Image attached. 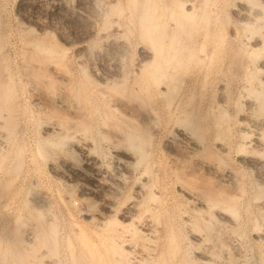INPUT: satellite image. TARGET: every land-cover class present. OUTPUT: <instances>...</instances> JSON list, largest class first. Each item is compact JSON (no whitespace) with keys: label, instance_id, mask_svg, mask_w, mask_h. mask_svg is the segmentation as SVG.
Masks as SVG:
<instances>
[{"label":"rangeland","instance_id":"374dc122","mask_svg":"<svg viewBox=\"0 0 264 264\" xmlns=\"http://www.w3.org/2000/svg\"><path fill=\"white\" fill-rule=\"evenodd\" d=\"M262 2V0H0V30L5 33L3 54L10 71L6 74L14 79L15 95L20 104L17 107L20 109L16 108L17 113L16 110L9 113V109L4 108V105L2 107L0 103V179L3 175L5 178L9 174L8 168L11 167L20 149L25 160L18 181L14 182L9 189L11 192L7 190L8 195L0 201V264L22 262L98 264L93 253L82 248L78 242L72 220L84 224L85 230L89 233V240L95 242L93 245L97 252L92 248L93 245L91 250L93 249L95 256L102 254V262H106L105 264H112L118 257L125 259V264H142L135 262L146 259V256L148 260L146 264H206L197 256L198 253L211 256L213 263L224 264L226 260L222 257L225 256L224 253L229 252L233 255L234 251H239V254L234 252L233 264H264V240L257 237L260 231L264 232V208L261 206L264 203V163L261 165L258 163L264 162L262 141L264 110H259L256 102L257 93L264 92ZM151 9L156 13L152 25L145 17V13L151 12ZM188 11L194 16L188 17ZM243 13L249 15L248 21L241 17ZM192 20L195 22L192 23ZM147 27L155 29L152 33L165 38L166 43L170 42L172 37L174 39L176 37L181 45H187L188 49L177 50V53L182 54L179 55L180 63L176 61L178 63L176 64L173 61L171 66L166 68L163 56L170 50L167 48L164 55L159 51L156 54L157 45L149 39L151 30ZM164 34H167L166 37ZM255 40H259L262 46L257 52H254L251 46ZM143 50H150L158 55L157 57L154 55L155 64L149 65L150 69L147 67L149 70L158 71L160 67L163 72L167 70L169 75H178L174 83H170L169 77L166 82H161L160 87H165L169 82L170 85H167L174 91L170 101L162 98L158 85L150 82L149 70L140 66ZM103 74L111 75L110 79L100 81L99 78ZM117 98H125L126 102L130 103L127 104L128 107L135 105V102H143L141 104L151 112L157 128L150 148L147 149L148 154L143 156V160L138 163H125L127 167H124L130 170L127 174L120 173L122 167L117 166L114 150L127 148L136 158L140 157V153L125 143L124 139L132 128L122 114V117L119 116L120 111L113 109V103L118 101ZM219 104L226 109L225 119L217 118ZM70 105L79 113H83L82 117L77 110L72 111V108L69 110L67 107ZM64 107L68 109V113L66 111L60 113L65 110ZM54 108L59 111H54ZM13 113L15 116L18 115V119L16 118L18 124H15V130L13 128L10 131L4 123ZM72 114L83 118L82 122L87 118L86 121L90 124L86 121L87 125L85 122L82 124L79 116L74 115L73 118ZM186 116L190 119L191 117L197 119L199 116L198 119L205 120L208 127L205 128V140L202 141L204 145H220L225 149L222 152L223 164L218 167L216 160L207 163L216 165L219 173L227 174L226 179L238 188L240 198L235 207L237 216L229 212L233 215V224L231 222L226 224L218 218L217 213L220 212L218 210H228L222 202L211 206L208 211H198L194 208V201H200L204 197L200 192L202 185L198 183L190 185L184 174L188 169L180 168L166 147L171 138L179 140L174 133L177 129L188 128L184 127L185 122L181 127L182 119ZM62 118L67 121L61 123L64 122ZM109 122H112L113 128ZM83 125L86 126L85 129ZM49 126L58 127L63 131L62 134L65 129L63 135L66 136L67 133L66 139L62 140L64 136L60 135L61 138L56 135L60 133L44 134L46 127ZM244 128L250 129L251 131H248L250 134L242 132ZM188 129L190 135L195 133L194 129L193 131ZM7 130L9 133L15 132L6 135ZM257 140L262 141L260 148L259 145L256 146ZM85 142L90 146L89 155L98 162L97 171L88 169L89 164L84 158V153L78 149ZM183 143L184 145L181 142L186 149L188 142ZM245 157L250 159L252 157L251 161L255 164L245 160ZM191 158L192 163L199 161L198 155ZM97 174H103L105 177L100 183L96 182ZM212 176L216 178L214 174ZM215 180L217 181V178ZM104 185H108L109 188ZM81 190H84L86 198L79 200L77 196ZM188 193L196 200L189 199ZM106 201L115 203L113 207L115 217L112 220L116 222L110 221L111 223L103 226L97 221L82 219L84 213H102ZM132 202L136 203L132 204L136 208L133 209L134 212L129 213L128 207ZM38 213L42 215L38 216ZM124 215H128L127 221L121 219ZM18 217H22L21 222L22 220L25 222L20 223L21 225L26 224L24 227L19 224L18 231H21L19 236L15 234ZM41 229L44 231H40ZM195 234H200L198 235L200 243L193 238L192 235ZM113 242L118 245L115 251L109 249ZM18 254L23 256L22 260Z\"/></svg>","mask_w":264,"mask_h":264},{"label":"bare ground","instance_id":"6f19581e","mask_svg":"<svg viewBox=\"0 0 264 264\" xmlns=\"http://www.w3.org/2000/svg\"><path fill=\"white\" fill-rule=\"evenodd\" d=\"M263 2V4H264V0H262ZM184 3V2H183ZM188 3V2H187ZM146 4V3H145ZM247 5H249V4H247ZM145 5H143V7H144ZM210 6V5H209ZM243 6V5H242ZM116 7V6H115ZM150 7V6H149ZM181 7V6H180ZM191 7H192V5H191ZM113 8V7H112ZM241 8V7H240ZM146 9V8H145ZM155 9V8H154ZM168 9V8H167ZM242 10H243V8H241ZM185 10V9H184ZM201 10V9H200ZM241 10V11H242ZM155 11V10H154ZM174 11V10H173ZM244 11V10H243ZM178 12V11H177ZM186 12V11H185ZM197 12V11H196ZM201 12V11H200ZM245 12V11H244ZM260 12V11H259ZM188 14V17H189V15L190 16H194V15H192V12H190V11H188L187 12ZM246 13V12H245ZM256 13V12H255ZM143 14V13H142ZM156 13H154L153 12V10L151 9V12H146L145 13V17H146V19H147V22L150 24V25H152V23L151 22H153L152 20L155 18L154 17V15H155ZM180 14V13H179ZM241 14H242V12H241ZM158 15V14H157ZM186 15V16H187ZM197 15V14H196ZM195 15V16H196ZM161 16V15H160ZM183 16V15H182ZM181 16V17H182ZM249 16V15H248ZM248 16H246V15H244V13H243V16H241L242 18H243V20H245V21H248L249 20V17ZM256 16V15H255ZM154 17V18H153ZM172 17V16H171ZM199 17V16H198ZM203 17V16H202ZM186 18V17H185ZM195 18V17H194ZM157 19V18H156ZM196 19V18H195ZM194 19V20H195ZM206 19V18H205ZM189 20V19H188ZM194 20H192L193 22L192 23H194L195 21ZM144 21V20H143ZM165 21V20H164ZM179 21V20H178ZM189 21H191V20H189ZM201 21V20H200ZM205 21V20H204ZM173 22V21H172ZM172 22H171V24H172ZM180 22V21H179ZM250 22V21H249ZM175 23V22H174ZM178 23V22H177ZM190 23V22H189ZM248 23V22H247ZM148 24V25H149ZM155 24V23H154ZM159 24V23H158ZM164 24V23H163ZM205 24V23H204ZM207 24V23H206ZM146 25V24H145ZM173 25V24H172ZM183 25V24H182ZM181 25V26H182ZM189 25H191V24H189ZM193 25V24H192ZM145 27V26H144ZM143 27V28H144ZM179 27V26H178ZM183 27V26H182ZM148 29H149V27H147ZM190 28V27H189ZM192 28V27H191ZM153 29V28H152ZM165 29V28H164ZM182 29H184V31H188V29H186L185 30V28H182ZM144 30H146V27H145V29ZM149 30H151V28L149 29ZM153 30H155V29H153ZM153 30H151L150 32L151 33H149L150 34V38L149 39H151V41H153V43L155 44V45H157V47L155 46V53L157 54L158 53V51L160 52V54H162V55H164L163 53H165L164 51H166L167 50V48H169L168 50H170V52H167V54H166V56L164 55L163 57V59H165V62H164V60H163V62L165 63V65H166V68L168 69V67H170L171 66V64H172V62L173 61H175V62H173V63H176V64H178V63H180V59L181 58H179V55H182V54H180V53H177V50L178 51H180V50H184V49H186L187 48V45H181V43L180 42H178L177 40H176V37H175V39L172 37L171 39V41L170 42H168V43H166L165 41H164V39L161 37H158V35L156 36V35H154L153 33H152V31ZM166 30V29H165ZM174 30V29H173ZM147 31V33H148V30H146ZM175 31H176V29H175ZM181 31V30H180ZM190 31V30H189ZM156 32H157V30H156ZM192 32V31H191ZM182 33H184V32H182ZM187 33V32H186ZM234 33V32H233ZM146 34V33H145ZM161 34H163V33H161ZM168 34V33H167ZM167 34H164L165 35V37H166V35ZM4 35H5V33L3 34V30L1 31L0 30V54H1V57H0V103L2 104V107H4V108H6L7 107V109H9V113H10V111H15L16 110V108L17 107H19V101H17V98H16V93H15V89H16V87L14 86V84H15V82H13L14 81V79L12 78V76H8L7 74H6V72L8 71L9 73H10V71H9V67H8V65H7V63H6V57H5V55L3 54V46H4ZM170 35V34H169ZM185 35V34H184ZM190 35V34H189ZM262 35V34H261ZM174 36V35H173ZM164 37V36H163ZM178 37V36H177ZM264 37V36H263ZM6 41V40H5ZM182 42V41H181ZM185 42V41H184ZM42 43V42H41ZM193 43V42H192ZM261 43H262V41H261ZM263 43H264V41H263ZM191 45V44H190ZM36 46V45H35ZM194 46H195V44H194ZM204 46V45H203ZM202 46V47H203ZM251 46H252V49H253V51L254 52H257L262 46L259 44V40L258 41H256L255 40V42H253L252 44H251ZM261 46V47H260ZM263 47H264V45H263ZM188 49V48H187ZM192 49V48H191ZM264 49V48H263ZM190 50V49H189ZM26 51V50H25ZM35 51V50H34ZM144 51V50H143ZM251 52V51H250ZM253 52V54L254 55H257V53H254ZM6 53V52H5ZM24 53V52H23ZM48 53V52H47ZM156 54H153L150 50H148V51H144V53H142V59H141V61H140V66L141 67H143V68H149V65H151V64H155V56L154 55H156ZM191 53L189 52V55H190ZM204 54V53H203ZM252 54V55H253ZM61 55V54H60ZM161 55V56H162ZM187 55V54H186ZM192 55V54H191ZM190 55V56H191ZM6 56H7V54H6ZM158 55H156V57H157ZM211 56V55H210ZM53 57V56H52ZM182 57H184V56H182ZM211 58V57H210ZM254 58V57H253ZM22 59V58H21ZM25 59V58H24ZM47 59V58H46ZM53 59H54V57H53ZM183 59V58H182ZM198 59V58H197ZM207 59V58H206ZM205 59V60H206ZM157 60V59H156ZM159 60V59H158ZM187 60H188V58H187ZM186 60V61H187ZM201 60V59H200ZM50 61V60H49ZM83 61V60H82ZM178 63H177V62ZM182 61V60H181ZM23 62V61H22ZM190 62V61H189ZM57 63V62H56ZM159 63H161V62H159ZM158 63V64H159ZM184 63V62H183ZM29 64V63H28ZM31 64V63H30ZM158 64H157V66H158ZM175 64V65H176ZM56 65V64H55ZM207 66V65H206ZM35 67H37V66H35ZM120 67V66H119ZM123 67V66H122ZM187 67V66H186ZM203 67V66H202ZM107 68V67H106ZM146 69V70H149V69ZM162 68V67H161ZM163 68H165V67H163ZM62 69V68H61ZM60 69V70H61ZM157 69V68H156ZM174 69V68H173ZM33 70V69H32ZM59 70V71H60ZM115 70V69H114ZM160 70V67H159V69H158V71L156 70H153V69H151V70H149V72H148V75H149V78H150V82L151 83H153V84H156V85H158V88H160L159 90H160V94L161 95H163L162 96V98H165L166 99V101L168 102V101H170L171 100V98H172V96L174 95L173 93H174V91L171 89L170 90V86H168L167 84H169V82L166 84V86L164 87H160L162 84H161V82L162 81H164V82H166V79L168 78V79H170V83H174V81H175V79L177 78L176 76H178V75H176V76H174V75H169V73L167 72V70H166V72L164 71H159ZM163 70V69H162ZM181 70V69H180ZM15 71V70H14ZM62 71V70H61ZM68 71V70H67ZM100 71V70H99ZM175 71V70H174ZM35 72V71H34ZM106 72V71H105ZM17 73V72H16ZM36 73V72H35ZM62 73V72H61ZM66 73V72H65ZM111 73V72H110ZM187 73V72H186ZM43 74V73H42ZM48 74V73H47ZM7 75V76H6ZM32 75V74H31ZM85 75H86V73H85ZM88 75V74H87ZM109 75V74H108ZM114 75V74H113ZM28 76V75H27ZM51 76V75H50ZM69 76V75H68ZM105 75L103 74L102 75V77L100 76V81H106L107 79H110L109 77L111 76V75H109V76H105ZM125 77V76H124ZM176 77V78H175ZM180 78V77H179ZM39 79V78H38ZM65 79V78H64ZM178 79V78H177ZM173 80V81H172ZM48 81V80H47ZM75 81V80H74ZM73 81V82H74ZM177 81V80H176ZM183 81V80H182ZM41 82V81H40ZM39 82V83H40ZM62 82V81H61ZM90 82V81H89ZM36 83V82H35ZM43 83H44V81H43ZM47 83V82H46ZM77 84V83H76ZM93 84V83H92ZM164 84V83H163ZM262 84V83H261ZM37 85V84H36ZM49 85V84H48ZM113 85V84H112ZM116 85V84H115ZM170 85V84H169ZM173 85H175V84H173ZM44 86V85H43ZM45 86H46V84H45ZM69 86H71V84L69 85ZM68 86V87H69ZM114 86V85H113ZM120 86V85H119ZM168 86V87H167ZM176 86V85H175ZM52 87V86H51ZM94 87V86H93ZM101 87V86H100ZM74 88V87H73ZM79 88V87H78ZM110 88V87H109ZM47 89V88H46ZM66 89V88H65ZM97 89V88H96ZM100 89V88H99ZM118 89V88H117ZM250 89V88H249ZM253 89V88H252ZM174 90H176L175 88H174ZM66 92V91H65ZM68 92V91H67ZM119 92H121L122 93V91L120 90ZM119 92H118V94H119ZM178 92V91H177ZM223 92V91H222ZM256 92V91H255ZM254 92V93H255ZM79 93V92H78ZM103 94H104V92H102ZM50 94V93H49ZM60 94V93H59ZM107 94V93H106ZM123 94H124V92H123ZM138 94V93H137ZM136 94V95H137ZM179 94V93H178ZM52 95V94H51ZM61 95V94H60ZM108 95V94H107ZM114 95V94H113ZM122 95V94H121ZM226 95V94H225ZM80 96V95H79ZM122 96H125V95H122ZM130 96V95H129ZM135 96V95H134ZM256 96V95H255ZM110 97V96H109ZM220 97V96H219ZM106 99L108 98V97H105ZM111 98V97H110ZM128 98V97H127ZM133 98V97H132ZM56 99V98H55ZM76 99V98H75ZM129 100H130V97L128 98ZM135 99V101H136V99H137V97L136 98H134ZM140 99V98H139ZM108 100H110V99H108ZM118 100V101H117ZM117 102L115 103H113V109H116V110H118V112L120 113V115L119 116H121V114H122V116L124 117V120H126L129 124H131L130 126H131V128H132V131L131 132H129L128 133V135H126V138L124 139V140H126L125 141V143L127 142L128 143V145H129V147H131V148H134V149H137L138 151H139V153H140V157H135V155H134V153L132 154V152H130V151H128L127 150V148L126 147H128V146H126L125 148H126V150H124V149H117L116 148V150H114V154H115V156H116V158H117V166H119V168L120 167H122L121 168V170H122V172L120 171V173H126L127 174V172H129L124 166H126L127 167V163H132V162H135V163H138V162H140L141 161V159L143 158V156L145 155V154H148L147 153V149H148V147L150 148V145H151V143H152V140H153V138H154V136H155V134H156V130H157V128H156V123H154L155 122V120H154V118L151 116V112H148V110H146V108H145V106H143V104H141V103H143V102H140L141 100H139V102L140 103H137V102H133L135 105H133L132 107H128L127 106V104L128 105H130V103H128V102H126V100H125V98H120V99H118L117 98ZM40 101V100H39ZM130 101H133V100H130ZM129 101V102H130ZM71 102V101H70ZM78 101H76V103H77ZM166 102V103H167ZM256 102H258L257 103V108L259 109V110H261V111H263L264 110V92H258L257 93V101ZM36 103V102H35ZM79 103H80V101H79ZM132 103V102H131ZM223 103V102H222ZM246 103V102H245ZM58 104V103H57ZM83 104V103H82ZM4 105V106H3ZM39 105V104H38ZM76 105V104H75ZM192 106V105H191ZM63 107V106H62ZM61 107V108H62ZM56 108H58V107H56ZM56 108H54L53 110L54 111H57L58 109H56ZM67 108H69V110H70V108H72L71 110L73 111L74 109H75V107L73 108L71 105H70V107H67ZM177 108V107H176ZM2 109V108H1ZM18 109H20V108H17V110ZM64 109H65V107H64ZM79 109V108H78ZM87 109V108H86ZM85 109V110H86ZM17 110L15 111V113H17ZM63 110V109H62ZM75 110H77V109H75ZM20 111V110H19ZM22 111V110H21ZM59 111V110H58ZM66 111V113H68L67 111H68V109H65V110H63V111H61L60 113H62V112H65ZM82 111V110H81ZM11 112V113H12ZM52 112V111H51ZM77 113H79V111L77 110L76 111ZM75 112V113H76ZM115 112V111H114ZM117 111H116V114L118 113ZM172 112V111H171ZM7 113V112H6ZM18 113H20V112H18ZM59 113V112H58ZM59 113V114H60ZM86 113V112H85ZM168 113V112H167ZM226 109H225V107H223L222 106V104L220 105L219 104V110H218V113H217V118H224L225 117V115H226ZM81 114V115H80ZM82 114L83 113H79V115L82 117ZM190 114V113H189ZM188 114V115H189ZM192 114V113H191ZM199 114V113H198ZM6 115V114H5ZM9 114H7V116H8ZM68 115H70V114H68ZM75 116H76V114H74ZM73 114H72V117L74 116ZM78 115V116H79ZM106 115V114H105ZM244 115V114H243ZM18 116V115H17ZM17 116H15V114L13 113V114H11L10 116H9V118H8V120H6L5 121V123H4V121H3V123L6 125L7 124V126H8V129L11 131L14 127L16 128V125L18 124L17 123V121H16V118L18 119V117ZM78 116H76V117H78ZM80 116L78 117L79 118V120H80V122L82 123V124H85L87 121H86V119L84 120V122H82V120L81 119H83V118H81L80 119ZM84 116V115H83ZM121 116V117H122ZM185 116V115H184ZM190 116H192V115H190ZM4 117H6V116H4ZM59 117H60V115H59ZM62 117V116H61ZM63 117H65V116H63ZM112 117V116H111ZM201 117V116H200ZM74 118V117H73ZM85 118V117H84ZM178 118V117H177ZM193 118V119H192ZM195 117H191V119L189 118V117H185L184 119H182L183 121H182V124H181V127H182V125H184L183 123L185 122L186 124L184 125V127L185 126H187L191 131H193V129H194V131H195V133H192L193 135H190L189 134V132L187 131V129H186V127H185V129L182 127V128H180V129H177V132H174V133H176L177 134V138H179V140L178 139H170V140H168V142H167V145H166V147L168 148V150L170 151H168L170 154H171V156H172V159L175 161V163L177 162L179 165V167L180 168H182L183 170L184 169H188V171H186L184 174H185V176H186V180L190 183V185H191V183H198V184H200V185H202V191H200L202 194H203V196L205 197H203L202 199H200V201H197L195 198V200L196 201H194L195 203H194V208L195 209H197L198 211H203V210H207L208 211V209H210V207L211 206H213V205H217V204H219L220 202H222L226 207L225 208H227L228 210V212L225 210H223V211H221V210H218V211H220L219 213H217V216H218V218L220 219V221H224V222H226V224L228 223L229 224V222H231L232 224H233V222H232V220L234 219L233 218V215H236V209H235V207H236V203H237V201L239 200V198H240V193H239V191H238V188H236L235 186H233L232 185V183H230V181H228L226 178L227 177H225V176H228L224 171V173L226 174V175H224V174H222V173H219V171L217 170V167H216V165H214L213 163H211V165L209 164V163H207V162H212V161H214V160H216V161H218V167H219V165H221V164H223L224 162H223V158H222V152L225 150L222 146H220V145H210V144H208V145H204L203 143H202V141L203 140H205L204 139V133H205V128H207L206 127V124H205V120L204 119H202V118H200V119H198L199 118V116H198V118L197 119H194ZM207 118V117H206ZM65 119V118H64ZM64 119L62 118V120L64 121ZM67 119H69V116H68V118ZM225 119V118H224ZM72 120V119H71ZM70 120V121H71ZM76 120V119H75ZM74 120V121H75ZM78 120V121H79ZM88 120V119H87ZM252 120V119H251ZM59 121H61V120H59ZM67 121V120H66ZM66 121H64V122H61V123H65ZM264 121V120H263ZM40 122V121H39ZM54 122V121H53ZM262 122V121H261ZM17 123V124H16ZM57 123V122H56ZM71 123V122H70ZM69 122H68V124H70ZM77 123V122H76ZM88 123V122H87ZM87 123L85 124V125H87ZM110 124H111V128H113L112 127V122H109ZM175 123H178V122H175ZM181 122H179V124H180ZM241 123V122H240ZM257 123V122H256ZM16 124V125H15ZM75 124V123H74ZM88 124H90V123H88ZM260 124V123H259ZM54 125V124H53ZM70 125H72V124H70ZM80 125V124H79ZM85 125H83V127H84V129H85ZM254 125V124H253ZM258 125V124H257ZM4 126V125H3ZM58 126V125H57ZM62 126V125H61ZM66 125L64 124V127H65ZM109 126V125H108ZM115 126V125H114ZM40 127V126H39ZM59 127H60V124H59ZM80 127H81V125H80ZM173 127V126H172ZM7 128V127H6ZM15 128H14V130H15ZM62 127H60V129H61ZM70 128V127H69ZM116 128V127H115ZM178 128V127H177ZM250 128V127H249ZM259 128V127H258ZM39 129V128H38ZM40 129H42V128H40ZM58 127H56V126H54V127H46V129H45V132H44V134L46 133L47 135H50V134H52V133H60V134H56V135H61L62 137L64 136L63 134H65V129H64V133L62 134L61 133V131L62 130H60ZM188 129V130H189ZM228 129V128H227ZM3 130H4V128H3ZM77 130V129H76ZM86 130H87V128H86ZM159 130V129H158ZM250 129H248V128H244V131L242 130V132H244V133H248V134H250L248 131H249ZM114 131H115V129H114ZM118 131V130H117ZM217 131V130H216ZM251 131V130H250ZM4 132H6L5 130H4ZM15 132V131H14ZM13 132V133H14ZM63 132V131H62ZM70 132V131H69ZM68 132V133H69ZM88 132V131H87ZM12 132L11 133H9L8 132V130H7V133H6V135L7 134H13ZM191 133V132H190ZM216 133V132H215ZM219 133V132H218ZM107 134V133H106ZM111 134V133H110ZM118 134H120L119 132H118ZM217 134V133H216ZM248 134H244L245 136L246 135H248ZM8 135V136H9ZM68 135H70V134H68ZM91 135V134H90ZM196 136V138H194L195 136ZM5 136V135H4ZM8 136H6V137H8ZM60 136V137H61ZM66 136H67V133H66ZM66 136H64V138H62V140L63 139H66ZM82 136V135H81ZM84 136V135H83ZM110 136V135H109ZM194 136V137H193ZM218 136H219V134H218ZM2 137V136H1ZM11 137V136H10ZM76 137V136H75ZM89 137V136H88ZM175 137V136H174ZM243 137V136H242ZM2 138H5V137H2ZM110 138V137H109ZM176 138V137H175ZM257 138V137H256ZM78 139V138H77ZM111 139H112V137H111ZM119 139V138H118ZM248 139V138H247ZM9 140H11V139H9ZM69 140V139H68ZM109 140V139H108ZM121 140V139H120ZM123 139L121 140V141H124ZM244 140V139H243ZM1 141H6V140H1ZM90 141H91V139H90ZM94 141V140H93ZM112 141H113V139H112ZM116 141V140H115ZM183 141H187L188 143H187V145H188V147L186 146V149L185 148H183L184 146H182V144L184 145V143H183ZM263 142H264V140H262ZM262 141H260V140H257L256 141V143H257V145L256 146H258L259 145V147L258 148H260V145H261V142ZM52 142V141H51ZM118 142V141H117ZM120 142V141H119ZM181 142H182V144H181ZM220 142V141H219ZM54 143V142H53ZM52 143V144H53ZM110 143H111V140H110ZM124 143V142H123ZM2 144V143H1ZM114 144V143H113ZM120 144V143H119ZM162 144V143H161ZM219 144V143H218ZM248 144V143H247ZM250 144V143H249ZM14 145V144H13ZM12 145V146H13ZM63 145V144H62ZM78 145V144H77ZM118 145V144H117ZM242 145H244V143H242ZM37 146V145H36ZM56 146H58V144L56 145ZM55 146V147H56ZM114 146H115V144H114ZM224 146V145H223ZM256 146H255V144H254V147L256 148ZM113 147V146H112ZM253 147V148H254ZM6 148V147H5ZM41 148V147H40ZM89 148H90V146L88 145V143L86 144V142H85V144L83 145H81V146H79V148L78 149H80L79 151H82L81 153H84V158L87 160V163L89 164L88 166H89V168L88 169H91V170H96L97 171V165H98V162H97V160L94 158V157H92V156H90L89 154V152L90 151H88L89 150ZM252 148V147H251ZM20 149V148H19ZM42 149V148H41ZM45 148H43V150H44ZM165 149V148H164ZM246 149H248L247 148V146H246ZM257 149V148H256ZM11 150V149H10ZM24 150V149H23ZM43 150H41V151H43ZM95 150V149H94ZM133 150V149H132ZM242 150V149H241ZM258 150V149H257ZM21 149H20V151L18 152V154H16L17 156H15L16 158L15 159H13V163H12V165H11V167L10 168H8V175L7 174H5V178H3V176L1 177V181H0V201L4 198V196L6 195H8V192H7V190H9V189H11V186H13V184H14V182L17 180V178L20 176V174L23 172L22 171V169H23V166H24V161L25 160H23V157H22V154H21ZM39 151V150H38ZM45 151V150H44ZM227 151V150H226ZM244 151V150H243ZM242 151V152H243ZM253 151H254V149H253ZM40 152V151H39ZM77 152V151H76ZM245 152V151H244ZM14 153H15V151H14ZM20 153V154H19ZM44 153V152H43ZM246 153V152H245ZM262 153V152H261ZM1 154V153H0ZM10 154V153H9ZM40 154V153H39ZM193 155H198L199 156V161H195L194 163H192V156ZM246 155V154H245ZM4 156H6V155H4ZM24 156V155H23ZM43 156V155H42ZM1 157V156H0ZM33 157V156H32ZM52 157V156H51ZM147 157V156H146ZM48 158V157H47ZM198 158V157H197ZM241 158V157H240ZM243 158V157H242ZM8 159V158H7ZM84 159V160H85ZM115 159V158H114ZM245 160L247 159V161L249 160L250 162H252L251 161V159L253 160V158L251 157V159L249 158V157H245L244 158ZM243 159V160H244ZM254 159H256V158H254ZM258 159V158H257ZM256 159V160H257ZM47 160V159H46ZM143 160V159H142ZM197 160V159H196ZM173 161V162H174ZM254 162V161H253ZM252 162V163H253ZM126 163V164H125ZM176 163V164H177ZM215 163V162H214ZM260 165L262 164V163H264L263 161L261 162H258ZM257 163V164H258ZM254 164H255V162H254ZM9 165V164H8ZM129 165V164H128ZM250 165V164H249ZM256 166V165H255ZM54 167V166H53ZM259 167V166H258ZM100 168V167H99ZM55 169V168H54ZM258 169V168H257ZM4 170V169H3ZM264 170V169H263ZM7 171V170H6ZM57 172V171H56ZM76 172V171H75ZM79 172V171H78ZM100 172V171H99ZM4 173H5V171H4ZM61 173V172H60ZM65 173V172H64ZM119 173V172H118ZM119 173V174H120ZM145 173H147V172H145ZM77 174V173H76ZM81 174V173H80ZM117 174V173H116ZM148 174V173H147ZM212 174H214V176L217 178V181L214 179V177L212 176ZM260 174V173H259ZM79 175V174H78ZM98 176H97V181L96 182H101L103 179H105V177L103 176V174L101 175V174H97ZM125 175V174H124ZM1 176V175H0ZM56 176H58V175H56ZM62 176V175H61ZM68 176V175H67ZM83 176V175H82ZM118 176V175H117ZM229 176H230V174H229ZM231 177V176H230ZM76 178V177H75ZM83 178V177H82ZM110 178V177H109ZM120 178V177H119ZM84 179V178H83ZM87 179V178H86ZM107 179V178H106ZM111 179V178H110ZM61 180V179H60ZM70 180V179H69ZM85 180V179H84ZM186 180H185V182H186ZM230 180V179H229ZM18 181V180H17ZM16 181V182H17ZM89 181V180H88ZM91 181V180H90ZM116 181H117V179H116ZM226 181H228V182H226ZM231 181H233V180H231ZM60 182V181H59ZM73 182H74V180H73ZM72 182V183H73ZM94 182V181H93ZM144 182V181H143ZM188 182H186V183H188ZM35 183V182H34ZM33 183V184H34ZM104 183V182H103ZM125 183V182H124ZM188 183V184H189ZM16 184V183H15ZM68 184V183H67ZM93 184V183H92ZM185 184V183H184ZM35 185V184H34ZM33 185V186H34ZM71 185V184H70ZM95 185V184H94ZM102 185V184H101ZM122 185V184H121ZM141 185V184H140ZM260 185V184H259ZM76 186V185H75ZM91 186V185H90ZM106 188H109V186L108 185H104ZM146 186V185H145ZM195 186V185H194ZM16 187V186H15ZM36 187V186H35ZM103 187V186H102ZM141 187H143V186H141ZM191 187V186H190ZM13 189H14V187H12ZM76 188V187H75ZM139 188V187H138ZM182 188H183V186H182ZM262 188V187H261ZM150 189V188H149ZM181 189V188H180ZM179 189V190H180ZM19 190V189H18ZM87 190V189H86ZM105 190V189H104ZM117 190V189H116ZM10 191V190H9ZM114 191V190H113ZM139 191H141V190H139ZM184 191V190H183ZM6 192H7V194H6ZM11 192V191H10ZM35 192V191H34ZM112 192V191H111ZM195 192V191H194ZM262 192V191H261ZM76 193V192H75ZM87 193V192H86ZM17 194V193H16ZM29 194V193H28ZM37 194V193H36ZM138 196V195H137ZM150 197H151V195H150ZM154 197V196H153ZM187 197L189 198V199H193V197H192V195H189V193H188V195H187ZM186 197V198H187ZM86 197H85V192H84V190L82 191L81 190V193L77 196V199H79V200H82V199H85ZM200 198V197H199ZM199 198H197V199H199ZM7 199V198H6ZM65 199V198H64ZM76 199V200H77ZM149 199V198H148ZM193 199V200H194ZM204 199V200H203ZM261 199V198H260ZM35 200V199H34ZM40 200V199H39ZM55 200V199H54ZM78 200V201H79ZM135 200V199H134ZM140 200V199H139ZM4 201H5V199H4ZM107 203L104 205V207H103V212L102 213H96V214H94V213H84L83 215H82V219H84L85 221H90V220H93V221H97L98 222V224H100V225H106V224H109V222L111 221H114V222H116L114 219L112 220V218H114L115 216H114V214H113V207H114V205H115V203L114 202H112V201H106ZM138 202V201H137ZM2 203V202H1ZM38 203V202H37ZM136 204L135 202H132L131 203V206L130 207H128V212L129 213H132V212H134L133 211V209L134 208H136L135 207V205H132V204ZM261 203V202H260ZM42 204V202L40 203V205ZM262 204V203H261ZM39 205V206H40ZM64 205V204H63ZM140 205V204H139ZM3 206V205H2ZM53 206V205H52ZM57 206V205H56ZM129 206V205H128ZM137 206V205H136ZM158 206V205H157ZM263 208H264V203L261 205ZM260 206V207H261ZM223 208H224V206H222ZM221 207V208H222ZM220 208V209H221ZM222 208V209H223ZM224 208V209H225ZM75 209V208H74ZM152 210V209H151ZM1 211V210H0ZM37 211V210H36ZM116 211V210H115ZM114 211V212H115ZM41 212H42V210H41ZM50 212V211H49ZM127 212V213H128ZM151 212V211H150ZM153 212V211H152ZM231 214H233V215H231ZM37 213V212H36ZM104 213L105 214H107V215H104ZM127 213H125V214H127ZM143 213V212H142ZM204 213V212H203ZM212 213V212H211ZM238 213V212H237ZM39 215L38 216H41L40 215V213H38ZM137 214V213H136ZM158 214V213H157ZM206 214V213H205ZM31 215V214H30ZM122 215V214H121ZM18 216H20V215H18ZM37 216V217H38ZM72 216V215H71ZM70 216V217H71ZM237 216V215H236ZM236 216H234L235 218H236ZM15 217V216H14ZM127 217H128V215H124V216H122L121 217V219L123 220V221H127ZM152 217H153V215H152ZM206 217V216H205ZM16 218V217H15ZM24 218V217H23ZM27 218V217H26ZM159 218V217H158ZM233 218V219H232ZM21 219H22V217L21 218H17V221H16V224H17V226H16V229H15V234L17 235V236H19V232H21V231H18L20 228L18 227L19 226V224L20 223H23L24 221L22 220V222H21ZM29 219V218H28ZM38 219V218H37ZM41 219H43V218H41ZM73 219V218H72ZM116 219V218H115ZM156 219V218H155ZM25 220V219H24ZM33 220H34V218H33ZM45 220V219H44ZM70 220V219H69ZM130 220V219H129ZM134 220V219H133ZM205 220V219H204ZM73 222H72V225H74L73 227V230H74V233L76 234L75 236H77V238L80 240H78V242H80V244L82 245V248H84V249H86V250H89V252H91V253H93L92 255H94V257H96V261H98L99 263L98 264H105V263H103L102 262V254H98L97 256H95V252L93 251V249L94 248H96L95 247V245H93L94 243L92 242V240H89V233H87V230H85L86 228L83 226L84 224H81V222H79V221H74V220H72ZM153 221V220H152ZM156 221V220H155ZM219 221V220H218ZM235 221V220H234ZM43 222V221H42ZM110 222V223H111ZM134 222V221H133ZM25 223V222H24ZM28 223V222H27ZM39 223V222H38ZM84 223H86V222H84ZM130 223V222H129ZM127 224V223H126ZM151 224H152V222H151ZM9 225V224H8ZM21 225V224H20ZM23 225V224H22ZM21 225V226H22ZM26 225V224H25ZM25 225H23V227L25 226ZM58 225V224H57ZM42 226V225H41ZM108 226V225H107ZM126 226V225H125ZM128 226V225H127ZM196 226V225H195ZM220 226V225H219ZM238 226V225H237ZM34 227V226H33ZM190 227V226H189ZM199 227V226H198ZM233 227V226H232ZM19 228V229H18ZM42 228V227H41ZM53 227H51V229H52ZM63 228V227H62ZM105 228H107V227H105ZM110 228V227H109ZM149 228V227H148ZM207 228V227H206ZM240 228V227H239ZM260 228V227H259ZM35 229V228H34ZM51 229H49V230H51ZM108 229V228H107ZM115 229V228H114ZM119 229V228H118ZM144 229H146L145 227H144ZM197 229V228H196ZM30 230V229H29ZM28 230V231H29ZM44 231V229H41L40 231ZM201 230V229H200ZM260 230V229H259ZM110 231V230H109ZM138 231V230H137ZM199 231V230H198ZM3 232V231H2ZM32 232V231H31ZM46 232V231H45ZM52 232H53V230H52ZM91 232V231H90ZM124 232H126V231H124ZM135 232V231H134ZM200 232V231H199ZM223 232V231H222ZM261 232V231H260ZM259 232V234H258V232H257V237L259 238V239H262V240H264V232H263V230H262V233H260ZM34 233V232H33ZM37 233V232H36ZM44 233V232H43ZM42 233V234H43ZM73 233V234H74ZM144 233H145V231H144ZM195 233H197V232H195ZM21 234V233H20ZM39 234V233H38ZM45 234V233H44ZM201 234V233H200ZM200 234H195V235H192L193 236V238L198 242V241H200V237L198 236V235H200ZM209 234V233H208ZM34 235V234H33ZM37 235V234H36ZM35 235V236H36ZM202 235V234H201ZM240 235V234H239ZM21 236V235H20ZM24 236V235H23ZM31 236V235H30ZM44 236V235H43ZM93 236V235H92ZM132 236H134V234L132 235ZM206 236V235H205ZM33 237V236H32ZM31 237V238H32ZM38 237V236H37ZM36 237V238H37ZM46 237V236H45ZM116 237V236H115ZM118 237V236H117ZM240 237V236H239ZM25 238V237H24ZM69 238V237H68ZM142 238V237H141ZM202 238V237H201ZM22 239V238H21ZM26 239V238H25ZM35 239V238H34ZM43 239V238H42ZM41 239V240H42ZM45 239V238H44ZM149 239V238H148ZM150 239H152V238H150ZM30 240V239H29ZM39 240H40V238H39ZM69 240V239H68ZM108 240V239H107ZM114 240V239H113ZM112 240V241H113ZM116 240V239H115ZM22 241H24V240H22ZM43 241V240H42ZM117 241V240H116ZM146 241V240H145ZM149 241V240H148ZM195 241V242H196ZM203 241V240H202ZM102 242V241H101ZM108 242V241H107ZM43 243V242H42ZM99 243V242H98ZM110 243V242H109ZM117 243V242H116ZM123 243V242H122ZM198 243H200V242H198ZM44 244V243H43ZM68 244V243H67ZM32 245V244H31ZM92 245H93V247H92ZM102 245V244H101ZM106 245V244H105ZM104 245V246H105ZM9 246V245H8ZM35 246V245H34ZM97 246V245H96ZM100 246V245H99ZM116 246H118V245H116L114 242L113 243H111L110 244V248L109 249H113V251H115L114 249L116 248ZM144 246V245H143ZM222 246V245H221ZM91 247L93 248L92 250H91ZM48 248V247H47ZM73 248V247H72ZM104 248V247H103ZM107 248V247H106ZM118 248V247H117ZM122 248V247H121ZM124 248V247H123ZM151 248V247H150ZM177 248V247H176ZM214 248V247H213ZM118 249H120V248H118ZM217 249V247L215 248V250ZM234 249V248H233ZM47 250V249H46ZM91 250V251H90ZM94 250H96V252H97V249H94ZM121 250V249H120ZM123 250V249H122ZM121 250V251H122ZM125 250H126V248H125ZM124 250V251H125ZM128 250L129 249H127V252H128ZM171 250H173V247H171ZM18 251H20V250H18ZM109 251V250H108ZM47 252V251H46ZM105 252V251H104ZM154 252V251H153ZM214 252V251H213ZM234 252H236V251H234ZM233 252V255H230L229 254V252L228 253H224L225 254V256H222L223 258H225L226 260H225V263L224 264H231L233 261V257H234V255H235V253ZM19 253V252H18ZM37 253V252H36ZM119 253V252H118ZM220 253V252H219ZM223 253V252H222ZM236 253H238L239 254V251L238 252H236ZM38 254V253H37ZM47 254V253H46ZM106 254V253H105ZM208 254V253H207ZM209 254H210V252H209ZM218 254V253H217ZM1 255V254H0ZM18 255H20V254H18ZM56 255H58V254H56ZM66 255V254H65ZM116 255V254H115ZM29 256V255H28ZM113 256H114V254H113ZM121 256V255H120ZM142 256V255H141ZM201 260H203L206 264H216L215 262L213 263V259H211V256H209V255H206L205 253H198V255H197ZM218 256V255H217ZM20 257V259L22 260V257L23 256H19ZM74 257V256H73ZM87 257V256H86ZM136 257V256H135ZM214 257V256H213ZM113 258V257H112ZM125 258V257H124ZM26 259V258H25ZM40 259V258H39ZM98 259V260H97ZM139 259V258H138ZM217 259V258H216ZM219 259V258H218ZM127 260V259H126ZM135 260V259H134ZM237 260V259H236ZM27 261V260H26ZM95 261V260H94ZM231 261V262H230ZM19 262H22V261H19ZM36 262V261H35ZM41 262V261H40ZM142 263V264H146V262H148V260H147V256H146V259H143L142 261H141V259H139L138 260V262H135V263ZM134 263V262H133ZM187 263V262H186ZM21 264H24L23 262L21 263ZM112 264H125V259H122V258H120V257H118L117 259L115 258L113 261H112ZM127 264V263H126ZM221 264H223V263H221ZM233 264V263H232Z\"/></svg>","mask_w":264,"mask_h":264}]
</instances>
